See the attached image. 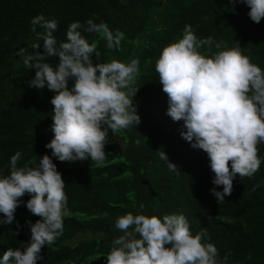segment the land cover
<instances>
[{
	"label": "trees",
	"instance_id": "16d2710c",
	"mask_svg": "<svg viewBox=\"0 0 264 264\" xmlns=\"http://www.w3.org/2000/svg\"><path fill=\"white\" fill-rule=\"evenodd\" d=\"M248 10L230 0H0V175L8 174V160L16 151L22 153L18 167L51 154L44 145L53 136L49 101L54 93L28 86L34 70H26L16 54L20 48L26 53L43 51L31 47L42 43L37 33L43 32L39 26L35 32L30 30L32 17L42 14L46 20L55 19L53 35L58 41L64 39L71 22H104L110 30L121 31L123 39L119 50H109L97 34L82 32L89 43L97 41L100 58L93 56V63L138 60L132 102L140 123L115 135L109 130L102 166L90 159L52 158L65 183L69 215L63 219L62 235L52 245L42 246L43 259L37 264H105L104 255L120 234L114 221L129 212L183 214L190 232H206L207 242L214 244L220 258L231 253L226 264H264V144L256 145L258 170L252 177L237 174L231 194L218 205L209 191L213 174L207 155L181 137L183 121L166 115L167 95L155 72L162 48L181 38L185 24L197 38L210 36L221 42V49L212 47L208 55L239 48L264 71V18L254 23ZM199 51L203 53L205 47ZM49 62L54 66L57 58ZM157 150L165 152L177 172L168 171ZM29 198L25 194L22 200ZM14 219V224H0V255L8 248L22 247L30 237L25 221L35 223L40 218L21 203Z\"/></svg>",
	"mask_w": 264,
	"mask_h": 264
},
{
	"label": "clouds",
	"instance_id": "9594fccd",
	"mask_svg": "<svg viewBox=\"0 0 264 264\" xmlns=\"http://www.w3.org/2000/svg\"><path fill=\"white\" fill-rule=\"evenodd\" d=\"M230 2L243 3L254 23L264 18V0ZM29 23L33 32L37 26L43 29L37 33L42 43L31 44L43 51L26 53L20 48L16 54L22 57L26 70H34V76L26 81L28 86L54 93L49 101L53 136L44 145L51 154L18 167L22 153L16 151L8 160V174L0 175V224L16 223L14 212L21 203L40 218L35 223L25 221L30 229L28 241L3 252L0 264H37L43 259L42 246L52 245L63 233V219L69 209L65 183L52 158L60 162L90 159L102 166L109 130L115 135L140 123L132 102L137 91L133 85L139 73L138 60L94 64L93 56L97 61L100 58L97 41L89 43L82 35L95 33L107 49L119 50L121 31L110 30L106 23H94L93 19L83 25L74 21L67 26L64 39L58 41L53 35L55 19L46 20L37 14ZM201 46L205 47L203 53ZM212 47L221 49L222 44L210 36L197 38L185 24L181 38L162 48L155 72L167 95L166 115L183 121L181 137L207 155L213 174L209 191L219 205L231 194L237 174L252 177L259 168L256 145L264 144V71L250 63L239 48L208 55ZM52 57L57 58L54 66L49 62ZM156 153L168 171H178L164 151ZM25 194L30 198L23 201ZM139 208L142 211L144 205ZM114 228L120 234L112 239L104 255L105 264H226L231 254L220 258L214 244L207 242L206 232H190L183 214L129 212L115 219Z\"/></svg>",
	"mask_w": 264,
	"mask_h": 264
}]
</instances>
